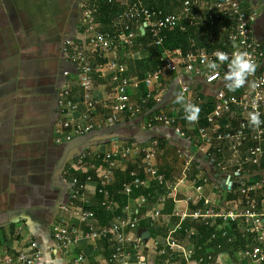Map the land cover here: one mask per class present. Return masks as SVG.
<instances>
[{
	"label": "built area",
	"instance_id": "2783aa9c",
	"mask_svg": "<svg viewBox=\"0 0 264 264\" xmlns=\"http://www.w3.org/2000/svg\"><path fill=\"white\" fill-rule=\"evenodd\" d=\"M97 1L78 0L79 30L74 37L64 38L61 42V57L73 72H63L64 82L57 91L54 143H66L94 130L113 128L125 120L136 119L150 103L157 111L145 119L142 129L158 125L195 144L196 152L205 157L217 175L231 173L236 177L233 183H236L234 188L240 196L241 206L224 209L206 201L200 205L201 196L179 200L177 186L186 179L192 159L184 164L178 182L169 185L165 172L156 165L157 140L141 145L112 138L105 151L87 149L69 163L63 175L68 195L60 207L62 218L51 235L52 251L69 255L79 246L105 242L108 255L102 264L142 262L143 249L159 257V264H264V179L255 178L253 173L256 175V172H244L246 167L258 168L264 160V123L259 127L249 123L250 112H258L264 121V46L256 40L252 30L260 11L245 9L242 0H184L178 15H165L138 1L106 0L116 2L119 12L114 18V25L118 27L113 33H105L94 23ZM198 9H204V20L210 26L217 25L225 30V22L231 23L223 46L196 48L194 41L189 39L191 49L188 51L166 48L165 32L178 28L186 33L190 27H197L200 22V16L196 14ZM139 29L146 33L150 45L160 49L159 64L141 79L131 76L116 54L120 48L128 58H140V53L134 51ZM217 51L226 52L230 59L235 52H246L257 68L247 78L239 95L228 94L224 88L213 90L214 99L207 111L203 108L201 87L224 81L223 76L228 71L227 62L216 61L214 53ZM209 62L218 63L215 72L207 68ZM170 73L176 76L173 92L163 83V78ZM105 76L112 83L110 101L96 96L95 78ZM181 77L197 78L202 86L185 84ZM141 85L147 88L146 93L137 100L132 99L130 90ZM177 96L200 109L198 119L189 122L194 127V137L182 126L184 112L176 103ZM167 97L170 98L165 101ZM98 109L106 113L101 121L95 122L93 117ZM226 153L228 159L224 157ZM134 159H138V167L125 169V163ZM117 172L125 175L120 193L127 197L136 190H149L150 184H155L157 188L151 193L152 206L148 208L147 197L141 195L134 206L126 205L116 214L111 189L116 183ZM199 181L207 180L197 166L192 183L195 185ZM90 196L97 197V206L109 215L106 224L99 223L91 209ZM168 201L173 205L171 217L175 223L162 235L144 243L135 233L137 226L145 219L156 222ZM181 202L194 208L182 210L177 207ZM199 228L206 233L201 239ZM238 235L243 241L241 247L237 246ZM182 241L188 246L182 247ZM233 248L237 260L228 254ZM42 254L41 247L29 241L25 248L16 251L14 257H4L3 262L37 264ZM83 261L81 255L75 259L76 264Z\"/></svg>",
	"mask_w": 264,
	"mask_h": 264
},
{
	"label": "crops",
	"instance_id": "0c3cea01",
	"mask_svg": "<svg viewBox=\"0 0 264 264\" xmlns=\"http://www.w3.org/2000/svg\"><path fill=\"white\" fill-rule=\"evenodd\" d=\"M142 6L160 10L163 14L178 15L184 0H133ZM245 9L256 8L260 17L252 25L254 37L264 46V0H242ZM78 0H0V264L4 257H14L16 251L25 248L29 241L36 242L43 254L37 264H76L75 259L83 256L82 264H102L107 255V244L82 245L73 249L69 255L54 252L52 232L62 218L60 207L66 202L68 185L63 183L69 163L87 149L103 152L108 149L112 138L123 141H135L144 144L155 139L159 143L156 158L157 167L165 172L166 183L174 185L181 178L184 164L192 159L190 170L183 183L177 186V198L201 196L198 204L206 201L209 205L230 208L240 207L241 201L236 188V177L217 175L205 157L196 152L193 143L179 138L171 129L154 125L143 130L142 124L149 115L157 111V107L147 104L143 114L133 120H125L113 128L94 130L84 137L74 138L69 142L55 144L53 128L58 117L57 91L64 82L63 72H73L72 67L61 57V42L64 38L74 37L79 30ZM119 12L116 2L97 1L94 23L98 30L113 33L118 26L114 18ZM200 16L197 27L187 29L189 37L196 48L222 47L231 23L225 22V30L219 26H210L205 20L204 9H198ZM183 24V23H182ZM132 26H135L134 24ZM134 49H138L140 58L142 46L137 42L138 36L146 33L138 30ZM119 62L129 65L135 59L128 58L122 49L116 51ZM138 60V59H136ZM148 73V72H147ZM175 74L170 73L163 78V83L171 92L175 87ZM180 79V78H179ZM181 81L189 85L202 86L197 78L181 77ZM96 96L102 99L113 95L112 83L107 76L95 78ZM245 86L236 91H229L225 81H218L211 87L203 85L201 95L204 102L212 103L213 90L224 88L229 94H240ZM200 88V89H201ZM147 88L141 85L131 89V98L137 100L144 95ZM210 95V96H209ZM170 97L165 98V101ZM106 111L98 109L93 120L101 121ZM186 132L190 136L187 128ZM246 149L243 148V151ZM225 159L229 155L225 154ZM138 159L125 163V169L137 168ZM200 166L206 182L199 181L193 185L195 168ZM256 172L257 179H264V160L258 168L246 167L244 172ZM125 175L117 172L116 183L111 189L116 214L128 205L134 206L141 195L147 197L148 208L152 206L151 193L157 186L150 184L149 190H136L130 196L120 193V184ZM91 186V185H90ZM216 186V187H215ZM92 188V186H91ZM160 190V189H159ZM149 196V197H148ZM91 197V209L98 221L104 225L109 215L97 206L98 198ZM188 206V207H186ZM172 202L168 201L162 216L152 223L142 220L135 231L144 243L162 235L168 227L175 223L171 217ZM178 208L192 211L191 204L181 202ZM201 237L205 231L198 229ZM239 236L238 247L243 245ZM187 247V242H181ZM230 258L237 260L235 248L229 249ZM143 261L132 264H159V257L143 249Z\"/></svg>",
	"mask_w": 264,
	"mask_h": 264
},
{
	"label": "clouds",
	"instance_id": "9594fccd",
	"mask_svg": "<svg viewBox=\"0 0 264 264\" xmlns=\"http://www.w3.org/2000/svg\"><path fill=\"white\" fill-rule=\"evenodd\" d=\"M216 61L219 63L227 62L228 71L225 72L223 80L225 87L229 91H236L237 89L245 86L247 78L254 74L257 68L256 63L248 58L246 52H235L232 54L231 59L226 52L217 51L214 53ZM218 67L217 62H209L207 68L213 72ZM176 103L180 104L183 112L184 119L188 122H194L198 119L199 107L193 103L185 102L182 96L176 97ZM249 123L254 127H259L264 121L261 120L258 112L249 113Z\"/></svg>",
	"mask_w": 264,
	"mask_h": 264
},
{
	"label": "trees",
	"instance_id": "16d2710c",
	"mask_svg": "<svg viewBox=\"0 0 264 264\" xmlns=\"http://www.w3.org/2000/svg\"><path fill=\"white\" fill-rule=\"evenodd\" d=\"M164 35V46L166 48H180L183 51H188L191 49L189 43L190 35L188 31L186 33H183L178 28H176L173 31L165 32ZM136 43H139L142 46L143 50H145L142 51V54L144 53L146 57L133 61V63L129 65V72L137 78L141 79L145 73L151 72L159 64L158 57L160 54V49L150 45L149 39L146 35H139ZM197 46L198 44L196 45V47ZM134 51H138V49H134ZM211 104L212 103H209V101H207L205 102L203 108L209 111Z\"/></svg>",
	"mask_w": 264,
	"mask_h": 264
},
{
	"label": "rangeland",
	"instance_id": "374dc122",
	"mask_svg": "<svg viewBox=\"0 0 264 264\" xmlns=\"http://www.w3.org/2000/svg\"><path fill=\"white\" fill-rule=\"evenodd\" d=\"M237 92H235L234 94L235 95H238V94H236ZM182 126L183 127H185V128H187V130L190 132V133H192V134H194L195 133V131H194V127H193V125L191 124V123H189L188 121H186V120H183L182 121Z\"/></svg>",
	"mask_w": 264,
	"mask_h": 264
}]
</instances>
